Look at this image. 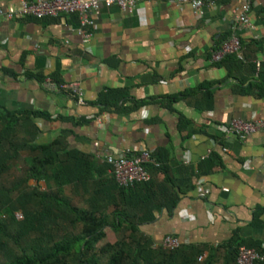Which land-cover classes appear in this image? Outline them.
I'll return each instance as SVG.
<instances>
[{
  "label": "crops",
  "instance_id": "0c3cea01",
  "mask_svg": "<svg viewBox=\"0 0 264 264\" xmlns=\"http://www.w3.org/2000/svg\"><path fill=\"white\" fill-rule=\"evenodd\" d=\"M0 6L18 11L21 3L0 0ZM245 6L253 29L239 21ZM92 18V36L84 43L75 15L0 17V108L44 114L36 121L41 141L64 134L70 149L100 163L106 154L148 150L168 154L171 177L182 167L193 169L194 189L172 212L163 210L141 227L156 246L170 235L216 248L236 234L264 243V131L246 141L222 132L236 119H264V97L244 91L262 84L249 67L259 62L264 72V0H205L199 13L175 0L145 1L133 12L102 6ZM233 37L247 64L230 75L211 56ZM112 90L127 93L121 111L98 105ZM193 90L212 94L202 109L193 98L168 100ZM214 155L216 168L200 175L199 165ZM164 179L159 173L157 180ZM73 202L82 205L79 195Z\"/></svg>",
  "mask_w": 264,
  "mask_h": 264
},
{
  "label": "trees",
  "instance_id": "16d2710c",
  "mask_svg": "<svg viewBox=\"0 0 264 264\" xmlns=\"http://www.w3.org/2000/svg\"><path fill=\"white\" fill-rule=\"evenodd\" d=\"M218 64L234 75L247 63L229 55ZM249 68L251 77L256 75L262 84L251 83L244 91L256 89L264 97V72L256 63ZM52 79L63 85L59 78ZM199 93L188 91L168 100L176 103L193 98L192 105L202 109L212 94ZM126 100L125 91L112 90L101 94L98 105L103 111H121ZM144 104L136 103L135 108ZM43 116L0 108V264H237L241 247L264 252L263 242L238 234L217 248L183 244L171 251L156 246L141 227L153 223L163 210L172 212L181 197L194 189L196 172L182 167L178 177H171L168 154L157 151L152 158L160 166L148 165L149 182L120 187L112 173L108 174L110 165L70 149L64 134L41 141L36 121ZM214 159L215 155L201 163L198 173H211L217 165ZM15 168L18 173L12 176ZM159 173L165 175L163 181L157 180ZM76 195L82 205L74 204ZM107 228L118 239L101 244Z\"/></svg>",
  "mask_w": 264,
  "mask_h": 264
},
{
  "label": "built area",
  "instance_id": "2783aa9c",
  "mask_svg": "<svg viewBox=\"0 0 264 264\" xmlns=\"http://www.w3.org/2000/svg\"><path fill=\"white\" fill-rule=\"evenodd\" d=\"M21 8L17 11L12 8L3 10L0 6V17L14 19L16 17H31L35 19L58 18L60 15H75L79 20L78 34L83 42L87 43L91 39L90 29L94 26L92 16L97 14L103 7H118L123 11L133 12V10L145 1L161 2L164 0H19ZM182 5H190L196 13H199L205 4V0H175ZM251 7L245 6L239 21L246 27L253 29V23L249 18ZM235 55L238 60L245 61L241 41L233 37L224 42L221 47L214 51L211 56L212 63L221 62L226 56ZM256 67L260 69V63L256 62ZM61 89L67 86L59 85ZM99 123L102 117H94ZM264 131V119L241 120L236 119L222 127V132L226 137L234 136L239 140L246 141L251 136ZM97 146V144H96ZM127 155L106 154L100 161L111 166L110 172L114 176L117 184L123 188L133 187L139 183H146L151 180L148 165L159 167L152 158V153L148 150H139ZM184 243L175 236H166L161 246L166 250H176ZM264 248V244H263ZM206 255L200 258L205 259ZM264 262V252L241 247L237 257V264H259Z\"/></svg>",
  "mask_w": 264,
  "mask_h": 264
},
{
  "label": "rangeland",
  "instance_id": "374dc122",
  "mask_svg": "<svg viewBox=\"0 0 264 264\" xmlns=\"http://www.w3.org/2000/svg\"><path fill=\"white\" fill-rule=\"evenodd\" d=\"M19 167L21 168L22 167V164H21V166L19 165L18 168ZM18 168L17 169L16 168L13 169V171L11 172L12 176L13 175H16L18 173V171H17ZM106 235H107V238L101 244H104L106 242L115 243L117 241V239H118V236L114 233V231L111 228H107L106 229Z\"/></svg>",
  "mask_w": 264,
  "mask_h": 264
}]
</instances>
